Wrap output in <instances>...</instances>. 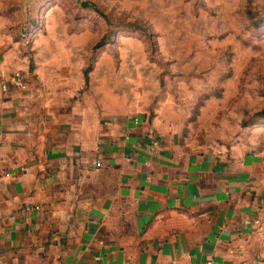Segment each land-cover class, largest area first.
<instances>
[{
  "label": "crops",
  "instance_id": "crops-1",
  "mask_svg": "<svg viewBox=\"0 0 264 264\" xmlns=\"http://www.w3.org/2000/svg\"><path fill=\"white\" fill-rule=\"evenodd\" d=\"M19 21L0 17V264H241L264 252L257 153L188 150L145 112L81 98V63L55 52L78 45L39 35L31 59Z\"/></svg>",
  "mask_w": 264,
  "mask_h": 264
},
{
  "label": "rangeland",
  "instance_id": "rangeland-1",
  "mask_svg": "<svg viewBox=\"0 0 264 264\" xmlns=\"http://www.w3.org/2000/svg\"><path fill=\"white\" fill-rule=\"evenodd\" d=\"M14 15L31 59L39 35L78 45L55 52L90 65L81 98L145 112L188 150L255 152L264 169V0H0Z\"/></svg>",
  "mask_w": 264,
  "mask_h": 264
},
{
  "label": "built area",
  "instance_id": "built-area-1",
  "mask_svg": "<svg viewBox=\"0 0 264 264\" xmlns=\"http://www.w3.org/2000/svg\"><path fill=\"white\" fill-rule=\"evenodd\" d=\"M28 32H23L21 33V37L24 40V38L28 39ZM14 83L16 85H23V80L21 79V77H15L14 78ZM2 87L4 88L5 85H2ZM159 144V140L157 136H153L152 137V148H156ZM101 164V160L97 159L95 161V165L98 167ZM38 205H31V204H24L23 206H21V210L23 211H28L31 210L32 208H38ZM241 264H258V261L256 258L254 257H246L244 259H242Z\"/></svg>",
  "mask_w": 264,
  "mask_h": 264
},
{
  "label": "trees",
  "instance_id": "trees-1",
  "mask_svg": "<svg viewBox=\"0 0 264 264\" xmlns=\"http://www.w3.org/2000/svg\"><path fill=\"white\" fill-rule=\"evenodd\" d=\"M82 5L83 6H92L96 9V5L93 2L90 1H82ZM90 65L88 64L86 67H84L83 69V75H84V81H85V85H88V73L87 71L89 70ZM262 113L264 114V108L262 110Z\"/></svg>",
  "mask_w": 264,
  "mask_h": 264
}]
</instances>
